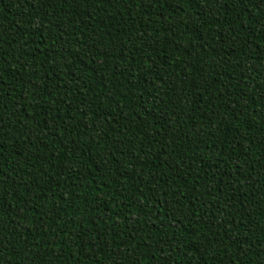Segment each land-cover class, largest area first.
Listing matches in <instances>:
<instances>
[{
	"label": "trees",
	"instance_id": "obj_1",
	"mask_svg": "<svg viewBox=\"0 0 264 264\" xmlns=\"http://www.w3.org/2000/svg\"><path fill=\"white\" fill-rule=\"evenodd\" d=\"M0 264H264V0H0Z\"/></svg>",
	"mask_w": 264,
	"mask_h": 264
}]
</instances>
